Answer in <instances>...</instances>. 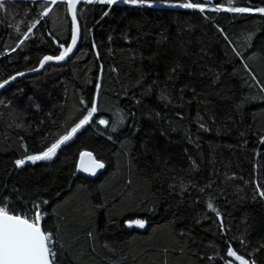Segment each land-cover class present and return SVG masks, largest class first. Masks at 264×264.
I'll use <instances>...</instances> for the list:
<instances>
[{"label":"trees","instance_id":"obj_1","mask_svg":"<svg viewBox=\"0 0 264 264\" xmlns=\"http://www.w3.org/2000/svg\"><path fill=\"white\" fill-rule=\"evenodd\" d=\"M4 2L0 83L72 34L63 0ZM186 2L83 1L75 56L0 94V200L16 214L47 201L55 264H226L228 246L264 264V14L214 10L264 0H220L203 13L177 6ZM96 102L95 122L52 160L15 165ZM81 152L104 170L80 173ZM135 220L144 229L128 226Z\"/></svg>","mask_w":264,"mask_h":264},{"label":"snow or ice","instance_id":"obj_2","mask_svg":"<svg viewBox=\"0 0 264 264\" xmlns=\"http://www.w3.org/2000/svg\"><path fill=\"white\" fill-rule=\"evenodd\" d=\"M53 2H55V0H53ZM64 2L72 13V22L75 26L72 30V43L69 47L60 51L59 55H45L40 61V68H44L50 61H65L66 58H69V54L73 53V49L76 47L77 39L79 37L77 4L81 3V0H64ZM84 2H97L108 6L117 3H125L133 6L148 4V6H151L149 0H84ZM228 3L230 5L231 0H228ZM180 6L187 9H199L201 13L205 12V4L201 3L200 0H196V2H191L190 0V2L183 3ZM4 7V0H0V9H3ZM214 10L217 12L223 10L234 13H249L253 11L252 8L233 6L226 8L216 7ZM255 11L264 14V8L255 9ZM47 14V12L43 13V15ZM104 15H108V13L105 12ZM37 23H39V21H37ZM32 27H35V24ZM25 39H28L27 35H25ZM248 39L250 41L251 37ZM21 43H23V41H21ZM60 47H63V45L61 44ZM38 70L39 69H32V71ZM23 75L25 74L17 73V76ZM11 79L15 80L16 76L11 77ZM8 83L9 80L5 79L3 83H0V88H4ZM161 98L165 100L167 99L164 95H162ZM2 103L4 102L0 101V104ZM85 111H87V115H85L84 118L71 129V132L62 136L55 143H52L50 147L46 148V150H43L38 154L27 155L24 159L16 160L15 165L17 167H24L28 162L35 164L38 161L52 160L53 157L57 155L58 149H61L63 145L72 141L73 137L80 129L95 122L93 116L98 112V107L93 104L90 110L86 107ZM98 123L108 126L109 122L105 119H99ZM120 123H123V119L120 120ZM115 130L116 128L113 127L112 131ZM262 143H264V141H262ZM80 158V170L89 172L91 175H95L98 169L104 168V164L93 158L91 152H81ZM259 195L264 197V191H260ZM46 203L47 201H42L39 204L33 205L29 212L16 214V209L11 208L9 203L0 200V264H55L57 252L55 249L54 234L42 229L41 226V221L44 217L41 204ZM208 207L213 211H216L211 203L208 204ZM219 215V212H217V216ZM133 224L138 228L145 227V221L143 220L130 221L128 226L131 227ZM226 255L227 257H234L236 261H239V264H250L248 259L239 255L231 246L227 247ZM226 264H233V262L232 260H227ZM252 264H254V261Z\"/></svg>","mask_w":264,"mask_h":264},{"label":"water","instance_id":"obj_3","mask_svg":"<svg viewBox=\"0 0 264 264\" xmlns=\"http://www.w3.org/2000/svg\"><path fill=\"white\" fill-rule=\"evenodd\" d=\"M83 1H84V0H81V3L77 4V23H78V25H79V37H78V39H77L76 47L73 49V53H70V54H69V58H66L65 61H60V62L50 61V62H48V63L45 65L44 68H40V64H39L38 67L35 68V69H39L38 71H32V70H30V71L22 72V73L25 74V75H23V76H17V74L14 75V76H16V79H15V80H12L11 78L8 79V80H9V83H8L7 85H5L4 88H0V94L3 93V92H4L8 87H10L12 84H15L16 82H18V81L21 80L22 78L29 77V76H34V75H38V74L42 73V72H43L48 66H51V65H63V64H66L69 60H71V59L75 56V54H76V52H77V50H78V48H79V45H80V42H81V38H82V27H81V24H80V22H79L78 12H79V8H80L81 4L83 3ZM201 1H202L204 4H211V3H218L220 0H201ZM67 10H68V15H69L70 20H71L72 30H73V28H74L75 26L73 25V22H72V13H71V11L68 9V7H67ZM52 40L54 41L56 47L58 48V50H59V52H60V51H63L64 48H67V47H69V46L71 45V43H72V34H71V41H70V43H69L68 45L62 44L63 47H60L61 44L58 42V40H57L56 38H52ZM49 55H52V54H49ZM56 55H59V53L56 54ZM42 59H43V58H42ZM92 156H93V158H95V156H94L93 153H92ZM86 159H87V158H86ZM95 159H96V158H95ZM97 161H98V160H97ZM80 162H81V158L79 159V164H78L79 172L82 173V174H84V175H86V176H89V177H94V176L98 175V174H99L100 172H102V171L104 170V168H105V165H104V168H102V169H98V170L96 171V174H95V175H91L89 172H85V171L80 170ZM99 162H101V161H99ZM101 163H102V162H101ZM41 226H42V229H43L42 221H41ZM140 229H144V228H140Z\"/></svg>","mask_w":264,"mask_h":264},{"label":"rangeland","instance_id":"obj_4","mask_svg":"<svg viewBox=\"0 0 264 264\" xmlns=\"http://www.w3.org/2000/svg\"><path fill=\"white\" fill-rule=\"evenodd\" d=\"M55 1H58V0H55ZM64 1V0H63ZM180 5H182V4H180ZM180 5H177V6H179L180 7ZM212 9V7H211V5H208V6H205V10H211ZM249 13H257V11H255V9H253V11L252 12H249ZM101 125V124H100ZM102 127H106L105 125H101ZM83 129V128H82ZM82 129H80V130H82ZM75 137V136H74ZM73 137V138H74ZM232 262H233V264H235V260H232Z\"/></svg>","mask_w":264,"mask_h":264},{"label":"crops","instance_id":"obj_5","mask_svg":"<svg viewBox=\"0 0 264 264\" xmlns=\"http://www.w3.org/2000/svg\"><path fill=\"white\" fill-rule=\"evenodd\" d=\"M211 4H215V3H211ZM211 4H206V5H211ZM66 7H67V6H66ZM95 105L97 106V102H96ZM85 127H86V126H85ZM85 127H84V128H85ZM79 131H80V130H79ZM75 136H76V135H75ZM74 138H75V137H74ZM74 138H73V139H74ZM73 139H72V140H73ZM70 142H71V141H70ZM68 143H69V142H68ZM58 150H59V149H58ZM57 152H58V151H57ZM53 158H54V157H53ZM78 164H79V163H78ZM78 170H79V168H78ZM83 175H84V174H83ZM85 176H86V175H85ZM42 220H43V219H42Z\"/></svg>","mask_w":264,"mask_h":264},{"label":"built area","instance_id":"obj_6","mask_svg":"<svg viewBox=\"0 0 264 264\" xmlns=\"http://www.w3.org/2000/svg\"><path fill=\"white\" fill-rule=\"evenodd\" d=\"M44 217H45V216H44ZM44 217H43V218H44ZM55 249H56V243H55Z\"/></svg>","mask_w":264,"mask_h":264}]
</instances>
